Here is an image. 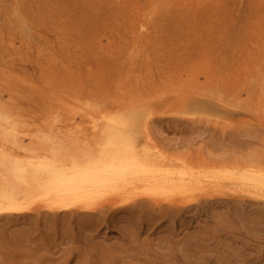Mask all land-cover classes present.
Masks as SVG:
<instances>
[{
  "label": "rangeland",
  "instance_id": "obj_1",
  "mask_svg": "<svg viewBox=\"0 0 264 264\" xmlns=\"http://www.w3.org/2000/svg\"><path fill=\"white\" fill-rule=\"evenodd\" d=\"M5 76L2 103L21 118L47 130L44 116H58L52 133L67 142L61 152L98 136L86 117L71 121L69 106L88 100L104 110L152 104L149 134L159 141L147 138L173 159H264V0H0ZM194 102L208 110H186ZM199 194L66 211L35 201L0 215V264H264V201Z\"/></svg>",
  "mask_w": 264,
  "mask_h": 264
},
{
  "label": "bare ground",
  "instance_id": "obj_2",
  "mask_svg": "<svg viewBox=\"0 0 264 264\" xmlns=\"http://www.w3.org/2000/svg\"><path fill=\"white\" fill-rule=\"evenodd\" d=\"M0 78H5L7 82L9 80L6 76ZM11 86L10 84L7 87L10 89ZM190 90L188 89V92ZM192 90L185 96H191V92L195 93V90ZM211 96H213L212 93ZM213 97L216 98V96ZM1 99L0 97V215L20 214L35 201L50 210L66 211L73 207L83 209L104 200L139 195L155 201H188L194 199L199 193L211 195L234 193L264 201V159L262 157L259 162L251 159L250 163L243 162V164L238 161L240 164L236 165H226V163L212 165L210 161L205 160V165H202L204 162L198 164L200 160L203 161L202 159H199L198 165H195L193 162L190 164L185 161V157L182 159L183 156L173 159L171 154L166 153L168 148L165 151L161 149L162 145L161 147L160 144L158 145L159 142H150L153 138L157 140V137H153V132L149 134V125L153 119L151 114L155 112V109L151 110L152 104L151 106L147 104L150 109L145 107L146 104L144 106L140 103V106L137 105L140 108L118 109L120 107L118 105L117 109L108 108L110 110H107L106 106L104 110L94 103L95 101L87 102L86 99V104L83 103L78 110L79 107L73 108L72 103L73 106L70 107L69 102H66L72 115V117L69 115L71 121L76 115H79L83 121L86 117L88 119V122L84 121V123L87 122L86 127L89 128L87 126L89 123L92 127L90 131L94 130V135L97 133L98 136L92 140L93 143H90L92 145L86 143V145L79 143L74 145L73 143L74 147L69 146L72 150L61 152L59 150L65 148L67 142L57 133L54 132L55 135L52 133L56 128L54 122L58 116H44L47 130L40 126L34 127L27 121L28 119L23 118L24 116L22 118L19 116L16 108L17 112L12 109L13 107L6 105V102L2 103ZM63 101L66 106L65 100L61 103ZM159 105L161 107V104ZM68 109L67 112L64 110L66 114H70ZM198 109L207 111V104L194 102L186 110L192 112ZM51 110L54 112L55 109ZM59 111L56 112L59 114ZM66 121L70 126L69 119ZM62 122L61 124H66ZM77 123H79L78 120ZM80 126L77 125L78 133L85 128L83 127L85 125L81 128ZM138 129H144L146 134L144 141L138 137ZM148 135L152 137L151 140L147 138ZM92 137L89 135L88 139ZM24 138L30 140V147L25 146ZM9 141L19 150L7 147L6 142ZM24 151L26 154L21 153ZM259 159L260 157L257 160Z\"/></svg>",
  "mask_w": 264,
  "mask_h": 264
}]
</instances>
